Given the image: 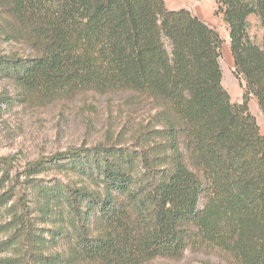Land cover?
Segmentation results:
<instances>
[{"label": "trees", "instance_id": "obj_1", "mask_svg": "<svg viewBox=\"0 0 264 264\" xmlns=\"http://www.w3.org/2000/svg\"><path fill=\"white\" fill-rule=\"evenodd\" d=\"M228 24L242 102L223 84L219 32L165 0H0L25 54L0 78L28 97L128 92L151 106L121 136L41 156L22 171L0 156V264H150L190 245L264 264V0H215ZM142 101V102H143ZM143 102V103H144ZM57 169L63 177L40 175ZM79 180V181H78Z\"/></svg>", "mask_w": 264, "mask_h": 264}, {"label": "rangeland", "instance_id": "obj_2", "mask_svg": "<svg viewBox=\"0 0 264 264\" xmlns=\"http://www.w3.org/2000/svg\"><path fill=\"white\" fill-rule=\"evenodd\" d=\"M169 8H187L215 28L222 39L220 63L223 70V84L234 102H242L245 93L243 78L235 74L234 59L228 24L219 11L215 0H165ZM252 38L262 44L264 27L256 15L249 18ZM11 28L0 15V55L25 54L27 45L24 37H11ZM128 92L101 95L93 91L80 92L44 100L28 97L16 83L0 78V156L13 159V171L40 158L68 147L92 146L121 136L129 142L132 133L144 121L151 106L143 99L130 101ZM144 103H143V102ZM250 108L257 117L264 133V111L255 96L250 99ZM44 179L61 178L63 174L51 169L40 175ZM64 178V177H63ZM79 181V180H78ZM4 220L0 221L3 222ZM9 233L0 231V240H6ZM13 255L8 248L0 258ZM150 264H238L228 252L206 244L190 245L179 259L158 258Z\"/></svg>", "mask_w": 264, "mask_h": 264}, {"label": "crops", "instance_id": "obj_3", "mask_svg": "<svg viewBox=\"0 0 264 264\" xmlns=\"http://www.w3.org/2000/svg\"><path fill=\"white\" fill-rule=\"evenodd\" d=\"M172 9H176V8H172Z\"/></svg>", "mask_w": 264, "mask_h": 264}]
</instances>
